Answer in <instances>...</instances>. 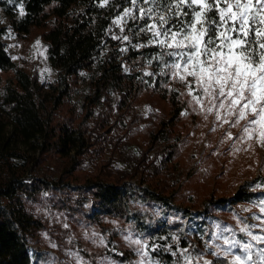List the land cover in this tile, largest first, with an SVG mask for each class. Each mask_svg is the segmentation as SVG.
<instances>
[{
	"label": "trees",
	"instance_id": "trees-1",
	"mask_svg": "<svg viewBox=\"0 0 264 264\" xmlns=\"http://www.w3.org/2000/svg\"><path fill=\"white\" fill-rule=\"evenodd\" d=\"M243 1L203 0L204 53L218 49L220 34L236 25L226 7ZM0 9L17 39L44 43L63 86L39 98L36 77L15 68L0 38V264H39L41 257L27 246L47 227L27 205L43 192L71 228L81 224L101 233L110 232V223L129 225L154 264H228L211 252L209 235L221 225L219 213L264 202V175L228 197L204 194L205 178L180 180L179 156L189 149L196 122L184 86L172 75L174 54L166 41L187 34L197 6L191 0H0ZM118 16L123 27L114 33ZM241 42L245 57L256 62L264 14L251 18ZM241 143L215 152L237 154ZM204 160L214 162L210 154ZM231 165L226 162L223 173ZM154 205L170 219H151L146 208ZM189 224L207 252L187 235ZM116 238L111 230L106 251ZM109 253L130 260L126 250ZM256 258L253 264H261Z\"/></svg>",
	"mask_w": 264,
	"mask_h": 264
},
{
	"label": "rangeland",
	"instance_id": "rangeland-1",
	"mask_svg": "<svg viewBox=\"0 0 264 264\" xmlns=\"http://www.w3.org/2000/svg\"><path fill=\"white\" fill-rule=\"evenodd\" d=\"M191 2L198 11L189 31L183 36L170 35L166 41L174 54L172 75L184 86L186 101L194 111L196 122L189 137L191 145L179 156V177L181 182L188 177L205 178L199 187L204 194L214 192L215 196L228 197L241 183L264 175V47L256 62L247 59L241 51V39L248 22L253 16L260 18L264 14V0H244L226 7L224 14H228L231 21L235 20L236 25L221 33L218 49L208 53L202 50L201 13L205 5L203 0ZM123 22L124 17L115 18L112 32H119ZM0 30V38L15 68L36 77L39 98L63 89L59 77L49 66L44 43L37 37L27 42L17 39L1 9ZM238 140L242 143L236 149L237 154L215 152L217 147L229 150ZM209 154L214 162L204 160ZM186 156L192 160L186 162ZM229 161L235 167L223 173ZM117 164L123 166V163ZM48 197V192H43L37 201L27 205L30 213L47 227L41 238H33L27 246L30 255L36 253L41 257L39 264H154L142 236L129 225L118 228L110 223V232L101 233L81 224L71 228L73 223L51 208ZM206 200L204 198L200 204ZM146 210L153 220L170 219L158 206ZM236 210L235 214H218L221 225H214L209 235L212 238L208 239L211 252L223 257L228 264H253V257L264 264V202ZM193 227L187 226V235L199 241L201 250L207 252L202 246L203 237ZM111 230L115 231L117 243L106 251ZM237 233L245 237L244 244L237 243ZM121 249L128 252L129 261H116L109 253L119 254ZM185 261L189 264L188 259ZM196 263L203 262L196 260Z\"/></svg>",
	"mask_w": 264,
	"mask_h": 264
}]
</instances>
